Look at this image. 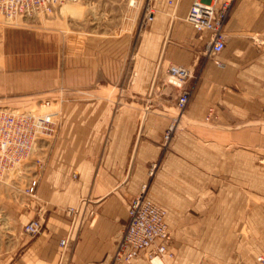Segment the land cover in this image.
Segmentation results:
<instances>
[{
	"label": "crops",
	"instance_id": "obj_1",
	"mask_svg": "<svg viewBox=\"0 0 264 264\" xmlns=\"http://www.w3.org/2000/svg\"><path fill=\"white\" fill-rule=\"evenodd\" d=\"M193 1L146 0L153 18L135 51L127 34L88 37L81 54L63 58L59 81L52 69L38 78L0 45V101L21 105L41 90L62 92L59 129L28 211L43 208V228L10 232L0 264H260L264 0L232 1L215 57L185 20ZM171 64L191 68V95L165 145L179 94L167 81ZM107 88L117 90L114 99ZM142 190L166 211L170 263L144 253L114 259L127 208Z\"/></svg>",
	"mask_w": 264,
	"mask_h": 264
},
{
	"label": "rangeland",
	"instance_id": "obj_2",
	"mask_svg": "<svg viewBox=\"0 0 264 264\" xmlns=\"http://www.w3.org/2000/svg\"><path fill=\"white\" fill-rule=\"evenodd\" d=\"M145 1L78 0L75 3L62 5L52 14L18 19L13 24L3 23L0 17V45L3 44V53L6 56H14L15 59L21 60L22 67L25 64L28 69L36 70L38 78H44L45 74H48V69H52L54 77L59 81L63 58L81 54L83 40L88 37L112 38L127 34L133 40L135 51L140 34L146 30L145 9L143 10ZM28 59L33 63L27 61L24 63L23 60ZM104 90L106 97L114 99V95L111 94L117 90L112 88ZM41 91L26 99V102L21 105L0 101V108L54 111V118L57 121L54 134L37 138L30 154L0 176V250L7 245L8 234L18 230L24 231V225L28 221L41 218L43 228L44 210L41 206L33 215L28 214L31 202L38 200L35 196L36 184L32 192H29L27 188L33 180L37 183V175L44 166L43 156L48 147V140L54 138L58 132L62 92L60 89ZM47 99L50 101L49 106H41L40 103ZM171 112L174 116L178 115L177 109ZM170 124L171 122L166 127L162 138ZM181 126L182 123L178 120L165 145ZM257 150L264 154V144ZM19 215L22 220L20 226L16 221ZM263 242L264 240L261 239L262 252H264ZM168 252L171 255L163 257L166 263H170L174 257L169 244Z\"/></svg>",
	"mask_w": 264,
	"mask_h": 264
},
{
	"label": "built area",
	"instance_id": "obj_3",
	"mask_svg": "<svg viewBox=\"0 0 264 264\" xmlns=\"http://www.w3.org/2000/svg\"><path fill=\"white\" fill-rule=\"evenodd\" d=\"M233 0H194L185 20L203 40V53L215 57L225 46L223 24L228 16ZM78 0H0V17L3 23L13 24L18 19L49 15L56 12L62 5L75 3ZM153 11L145 8V23L153 18ZM208 35L204 36L203 33ZM80 48V45H77ZM168 83L179 89L176 100L178 115L173 118L164 135V143L168 140L176 122L181 116L191 95V88L186 87L187 80L192 76L189 67L181 64H171L167 68ZM47 99L40 103L48 107ZM54 111H36L0 108V176L14 168L23 158L33 150L37 138L54 134L57 121ZM36 181L33 180L27 188L33 191ZM74 208L68 213L74 214ZM166 211L145 196L142 190L130 202L127 208V222L124 225L118 241L114 259L130 262L144 253L152 261L154 258L170 256L168 244L170 232L165 222ZM42 230V220L32 219L24 225V232L30 235L38 234ZM66 239L60 240L65 245ZM264 264V257L258 258Z\"/></svg>",
	"mask_w": 264,
	"mask_h": 264
},
{
	"label": "bare ground",
	"instance_id": "obj_4",
	"mask_svg": "<svg viewBox=\"0 0 264 264\" xmlns=\"http://www.w3.org/2000/svg\"><path fill=\"white\" fill-rule=\"evenodd\" d=\"M165 216H166V214H165ZM154 263H155V264H160L161 262H160L158 259H155V260H154Z\"/></svg>",
	"mask_w": 264,
	"mask_h": 264
}]
</instances>
